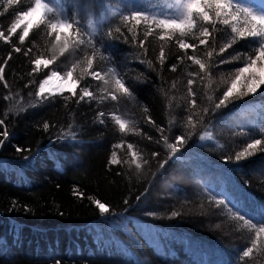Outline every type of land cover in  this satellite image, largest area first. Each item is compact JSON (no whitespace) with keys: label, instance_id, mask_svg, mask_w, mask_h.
<instances>
[{"label":"trees","instance_id":"1","mask_svg":"<svg viewBox=\"0 0 264 264\" xmlns=\"http://www.w3.org/2000/svg\"><path fill=\"white\" fill-rule=\"evenodd\" d=\"M86 2L96 5L98 0ZM28 3L30 0H24L23 6ZM2 4L0 0V11ZM100 15L106 13L101 11ZM13 19L11 10L0 16V30L6 31ZM104 23L115 27L119 22L108 16ZM122 30L127 42L121 40L110 50L114 62L97 61L96 66L102 72L115 66L136 94V102L123 97L118 102L101 101L99 89L106 86L85 77L81 85L90 83L97 100L80 104L69 100L66 106L57 93L49 102L32 107L39 81L51 70L63 74L82 58V53L70 48L47 69L41 66L30 77L31 59L52 56L51 38L36 28L21 46L33 47L32 55L12 53L5 68L10 88H4L0 81V118L13 103L3 99L9 93L25 111L9 113L6 124L10 135L0 147V264H55V260L61 264H238L241 250L249 246V231L241 228V222L227 209L209 200H232L250 215L264 206V152L238 163L225 162L226 156H234L252 138H259L264 98L257 93L210 113L182 151L160 168L168 150L162 141L156 142L161 136L158 129L164 128L170 141L185 132L182 125L190 114L186 108L192 99L187 94V80H195L192 89L197 108L193 112L202 115L226 89L225 81L239 62L214 67L211 77L190 76L199 73V67L187 60L174 42L164 45L167 60L161 67L157 59L161 41L149 37L144 54L138 47L142 35L133 44L131 34ZM20 31L12 37L17 44ZM222 42L218 38L217 48ZM245 46L241 42L236 47ZM10 51V46L0 41V63ZM232 53L230 49L223 57L214 54V60ZM188 54H193L191 49ZM195 54L203 57L202 47ZM178 55H184V60L176 72H171L169 68ZM30 80L36 83L25 88ZM210 95L213 101L208 99ZM64 96L71 93L64 92ZM237 104L245 107L237 108ZM99 111L105 112L104 124L97 120ZM111 113L132 121L131 130L120 133ZM146 116L156 126L149 124ZM193 119L199 116L193 115ZM45 122L50 125L48 131L43 129ZM62 131L74 132L76 139H57ZM205 131L213 133V141L199 140ZM117 144L122 146L117 148ZM129 144L149 161L139 176L135 164L109 165L113 151L118 160L130 161ZM16 147L31 151L18 153ZM154 151L159 155L153 159ZM25 156L29 160H24ZM74 188L84 194L83 199L73 195ZM88 197L109 205L110 213L102 216ZM173 211L180 214L172 217ZM240 264H264V251L254 252L252 259L245 258Z\"/></svg>","mask_w":264,"mask_h":264},{"label":"snow or ice","instance_id":"2","mask_svg":"<svg viewBox=\"0 0 264 264\" xmlns=\"http://www.w3.org/2000/svg\"><path fill=\"white\" fill-rule=\"evenodd\" d=\"M23 3L24 0H3V10L0 11V16L10 10L14 16L7 30H0V41L8 44L11 48L6 58L0 63V81L3 82L4 88H10L5 79V68L12 60V53L22 52L25 57H30L33 53V47L23 49L21 47L25 44L26 38L29 37L33 28L42 31L51 38L52 56L45 58L43 55H38L31 59L33 67L28 73L30 77L39 72L41 66L47 69L49 65L55 63L57 56H64L70 48L82 53V58L73 63L63 74L57 70H51L45 78L39 81L32 107L49 102L51 97L57 94V91L65 100L66 106L69 100H74L76 104L97 100V94L91 89L90 83L81 85V81L85 77H90L91 81H100L106 86L99 89L102 94L101 101L111 99L118 102L123 97L136 102V94L126 85L124 78L115 66L108 67L106 72L100 71L96 66L97 61L114 62L115 57L110 54V50L121 40L127 42V35L122 27L127 29L128 34H131L133 44H136L142 35V38L138 40V47L143 50L144 54L147 53L145 42L149 37L155 36L162 42L157 57L161 67L167 60L164 45L174 42L178 49L187 56V60L199 67V73H189L190 76L204 74L211 77L214 67L233 61L239 62V66L231 70L228 80L225 81L226 89L216 98L212 107L203 109L202 115L193 112L197 108L195 92L192 89L195 80H187V94L192 99L189 100L186 108L190 114L186 116L182 125L185 132L176 135L170 141L169 137L164 135L165 129H158L161 136L160 140L156 142L162 141L168 150V158L159 163L160 168H163L169 160L182 151L192 136L196 134L197 125H204V118L210 113L214 114L222 107L227 108L229 104L242 101L246 97H256L257 93L260 98H264V0H164L163 3H160L159 0H139V2L136 0H98L96 5L86 2V0H30L26 7L23 6ZM101 11L106 15H100ZM108 16L114 17L119 22L118 25L115 27L106 26L104 21ZM85 20L87 21L86 25ZM18 29L21 31L17 37V44L13 42L12 37L17 35ZM221 34H223L222 37ZM218 38L223 39V42L217 48ZM241 42H244L246 46L237 48L236 46ZM201 47L203 57H198L195 53ZM189 49L193 54H188ZM230 49L233 50V53L228 58L214 60V54L216 57H223L224 53ZM184 55L176 56V63L169 68L171 72L177 71L178 64L184 60ZM139 62L143 63L144 60L141 59ZM148 63L151 64V61ZM77 69H79V74H77ZM53 80L64 81L65 84L71 82L72 87H61L58 90L49 89L47 86ZM34 83H36L35 80H30L24 87L27 88ZM66 91L70 92L71 96H64ZM31 95L32 93H29V96ZM16 96H19V93ZM3 99L13 101V103L3 114V118H0V128H2L0 130V147L4 146L10 135L6 124L9 113L19 114L25 111V106L18 99L14 100L11 93L5 95ZM208 99L213 101V96L210 95ZM244 107L245 105L237 104V108ZM253 110L255 109H246V111ZM143 111L147 113L149 109L145 107ZM193 115L199 116V119L194 120ZM261 116L264 117V105H261ZM104 117V111L97 112V120L100 124L105 123ZM110 117L118 126L120 133L131 130L132 121L122 119L115 113H111ZM145 118L149 124L156 126L150 116ZM49 127V123L43 124L45 131H48ZM258 136L259 138H252L234 156H226L225 162L238 163L256 152H264V119L260 121ZM147 138L152 139L151 136ZM57 139H76V134L72 131H62ZM199 140L213 141V133L205 131L203 135H199ZM121 146L122 144L115 145L117 148ZM132 149L133 145L129 144L128 151L131 159L123 162L117 159L116 152L113 151L109 165L124 163L131 167L132 164H135V174L139 176L143 171V166L147 165L149 161L144 160L138 152ZM22 151H31V149L16 147V152ZM151 155L154 159L159 153L154 151ZM23 159L29 160V157L25 156ZM139 161H143V163ZM73 195L81 199L84 198V194L78 188L73 189ZM88 199L102 216L110 213V206L106 203L93 197H88ZM136 199L139 200L140 197L137 196ZM209 202L214 203L217 207L223 206L227 209L232 218L241 222L240 227L246 228L251 234L249 246L241 250L238 264L245 258L252 259L254 252L264 251V206L260 208L259 212L250 215L237 208L232 200L211 197ZM124 203L128 204V200L125 199ZM15 206L16 202L14 201L13 207ZM179 214L173 211L171 216L176 217ZM149 215L155 214L149 213ZM237 230L239 231L240 228ZM55 264H61V261L55 260Z\"/></svg>","mask_w":264,"mask_h":264},{"label":"bare ground","instance_id":"3","mask_svg":"<svg viewBox=\"0 0 264 264\" xmlns=\"http://www.w3.org/2000/svg\"><path fill=\"white\" fill-rule=\"evenodd\" d=\"M53 85H52V90H58L60 89L61 87H64V88H70V86H68L67 84L64 83V81H57V80H53Z\"/></svg>","mask_w":264,"mask_h":264},{"label":"rangeland","instance_id":"4","mask_svg":"<svg viewBox=\"0 0 264 264\" xmlns=\"http://www.w3.org/2000/svg\"><path fill=\"white\" fill-rule=\"evenodd\" d=\"M44 78H45V77H44ZM54 81H55V80H54ZM52 85H53V82L51 81L47 87H48L49 89H52V88H51ZM67 85L70 86V87H72L71 82H68ZM66 92H67V91H66ZM57 93H59V92L57 91ZM46 94H47V93H46ZM121 118H122V117H121ZM122 119H123V118H122Z\"/></svg>","mask_w":264,"mask_h":264}]
</instances>
